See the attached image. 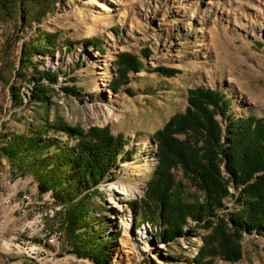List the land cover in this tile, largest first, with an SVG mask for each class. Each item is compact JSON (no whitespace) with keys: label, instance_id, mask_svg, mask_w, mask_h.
Here are the masks:
<instances>
[{"label":"rangeland","instance_id":"rangeland-1","mask_svg":"<svg viewBox=\"0 0 264 264\" xmlns=\"http://www.w3.org/2000/svg\"><path fill=\"white\" fill-rule=\"evenodd\" d=\"M23 22L18 13L0 23L1 147L11 134L28 133L31 126L75 144L77 139L51 127L56 122L84 131L106 128L128 141L124 158L92 192L89 228L79 235L68 234L59 248L58 243L49 245L58 249L57 257H64L56 264H100L95 255L78 250L90 236L93 249L101 248L107 256L102 264H197L204 250L205 264H264V228L234 238L241 255L230 260L219 244L215 250L206 245L212 227L205 229L189 220L183 235L166 242L145 209L147 185L158 164L153 134L175 113L185 111L189 89L218 90L232 116H264V0H59L42 21L20 28ZM46 32L58 35L54 55H36L37 64L22 66L26 44H36L40 33ZM94 37L102 42L101 50L90 42ZM145 49L151 52L148 57ZM124 51L138 55L144 67L130 73L129 83L115 92L111 88L117 75L115 61ZM160 66L178 72L165 76L156 70ZM44 69L55 71L57 79L43 78L47 98L39 101L33 98L31 81ZM227 123L224 120L223 126ZM2 158L0 264L10 258L27 263L21 248L12 249L16 238L27 237V219L7 200L19 198L17 189L24 185L22 197L33 194L38 182H28L29 173L8 159L5 171ZM176 174L183 178L181 171ZM228 185L230 195L218 211L225 220L241 206V187L230 178ZM188 188L194 190L192 185ZM46 196L52 210L66 212L67 205L58 202L52 191ZM49 222H56V214H49ZM49 238L35 236L31 245L47 244Z\"/></svg>","mask_w":264,"mask_h":264},{"label":"trees","instance_id":"trees-1","mask_svg":"<svg viewBox=\"0 0 264 264\" xmlns=\"http://www.w3.org/2000/svg\"><path fill=\"white\" fill-rule=\"evenodd\" d=\"M58 1L0 0V23L21 13L25 22L20 28H25L34 21H42L54 11ZM57 39V33H40L36 44H26L23 49L22 66L37 64L36 55H54ZM90 42L102 49L100 39L94 37ZM143 52L147 57L151 53L149 49ZM115 64L117 75L111 82L115 92L129 83L130 73L144 67L140 57L128 51L119 53ZM35 69L39 72L37 66ZM156 70L165 76L178 72L163 66ZM38 74L31 81L32 94L35 100L43 101L47 98L43 78L54 82L57 75L49 69ZM228 111L229 103L218 90L204 86L189 89L185 111L175 113L153 134L158 164L147 185L145 209L150 214L149 220L161 228L162 240H175L185 233L189 220H194L205 229L212 227V233L205 239L210 250L219 244L228 259L236 260L241 254L234 238L264 228V116L236 117ZM224 120L228 121L226 127ZM51 127L77 142L71 144L48 137L46 128L31 126L28 133L11 134L0 148V155L21 172L34 175L40 194L52 191L58 202L67 205L63 225L68 234L79 235L91 225L88 216L94 210L90 204L92 192L112 175L125 156L128 141L106 128L84 131L63 122ZM224 170L242 192L239 210L229 213L227 221L218 213L230 195ZM177 171L182 172L183 178L177 177ZM188 185L194 190L189 191ZM92 238H86L78 250L87 256L95 255L102 264L107 256L103 249H93ZM205 252L196 259L197 264H205Z\"/></svg>","mask_w":264,"mask_h":264},{"label":"built area","instance_id":"built-area-1","mask_svg":"<svg viewBox=\"0 0 264 264\" xmlns=\"http://www.w3.org/2000/svg\"><path fill=\"white\" fill-rule=\"evenodd\" d=\"M1 148V145H0ZM15 209L19 210L22 218L27 219L26 238H16L12 249L20 250L28 264H56L58 249L44 248L43 244L31 245V238L35 236L51 237L58 241V248L65 243L68 237L66 227L63 225L62 216L65 212H58L51 209V202L47 198H36L29 193V197H11L7 200ZM49 214H56V222H49ZM5 224V220H2ZM1 254V253H0ZM76 259H79L76 257ZM10 264L12 259L10 258Z\"/></svg>","mask_w":264,"mask_h":264},{"label":"crops","instance_id":"crops-1","mask_svg":"<svg viewBox=\"0 0 264 264\" xmlns=\"http://www.w3.org/2000/svg\"><path fill=\"white\" fill-rule=\"evenodd\" d=\"M2 164H3V168H4L5 171H6V170L9 168V165H10V164H8V162H7V160H6L5 158H2ZM12 170H13V169H12ZM26 179H27L28 182H30V181H34L35 183H37V182H36V179H35V177H34V175H32V174H28V175H26ZM25 190H27V186H26V185H24L23 187L17 189L19 196L23 195V193H24ZM33 190H34V189H33ZM31 192L34 194V196H35L36 198H44L45 195H46V193H44V194H40L37 188H36L34 191H31ZM24 194H25V193H24ZM7 258H8V257L6 256V259H7ZM12 261H13V260H12ZM13 262L16 263V264H28V262L26 263L23 259H14Z\"/></svg>","mask_w":264,"mask_h":264},{"label":"bare ground","instance_id":"bare-ground-1","mask_svg":"<svg viewBox=\"0 0 264 264\" xmlns=\"http://www.w3.org/2000/svg\"><path fill=\"white\" fill-rule=\"evenodd\" d=\"M1 138H2V137H1ZM1 138H0V144H1L2 141L4 140V139L1 140ZM46 195H47V192H46ZM46 195H45L44 198L49 199L48 196H46ZM24 197H29V194H26ZM32 243H33V242H32ZM57 243H58L57 240H55L54 238H51V237H50L49 239H47V244H44L43 247H44V248H48L50 244H57ZM7 264H10V261H9ZM12 264H16V263H14V262L12 261Z\"/></svg>","mask_w":264,"mask_h":264}]
</instances>
